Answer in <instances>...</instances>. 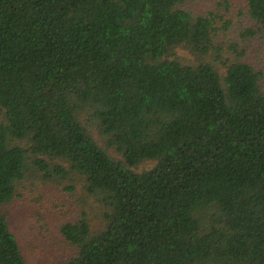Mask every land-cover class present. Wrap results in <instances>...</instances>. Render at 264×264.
<instances>
[{
	"label": "trees",
	"instance_id": "16d2710c",
	"mask_svg": "<svg viewBox=\"0 0 264 264\" xmlns=\"http://www.w3.org/2000/svg\"><path fill=\"white\" fill-rule=\"evenodd\" d=\"M188 1L0 0V264L32 171L92 199L63 264H264L262 73Z\"/></svg>",
	"mask_w": 264,
	"mask_h": 264
},
{
	"label": "rangeland",
	"instance_id": "374dc122",
	"mask_svg": "<svg viewBox=\"0 0 264 264\" xmlns=\"http://www.w3.org/2000/svg\"><path fill=\"white\" fill-rule=\"evenodd\" d=\"M188 4L201 13L216 15L218 26L226 29L219 32L217 43L225 52H231L230 42L238 45L245 58L262 73L264 85V29L254 36H243L244 29L254 24L247 16L246 0H189ZM224 20L229 21L228 28H223ZM90 204L92 199L80 185L70 191L64 181L46 182L32 171L3 211L27 264H63L76 249L60 233V227L76 220Z\"/></svg>",
	"mask_w": 264,
	"mask_h": 264
}]
</instances>
